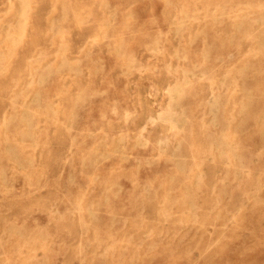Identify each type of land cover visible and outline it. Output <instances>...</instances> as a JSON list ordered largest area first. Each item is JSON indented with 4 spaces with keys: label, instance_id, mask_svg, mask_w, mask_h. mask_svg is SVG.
I'll list each match as a JSON object with an SVG mask.
<instances>
[{
    "label": "rangeland",
    "instance_id": "obj_1",
    "mask_svg": "<svg viewBox=\"0 0 264 264\" xmlns=\"http://www.w3.org/2000/svg\"><path fill=\"white\" fill-rule=\"evenodd\" d=\"M0 264H264V0H0Z\"/></svg>",
    "mask_w": 264,
    "mask_h": 264
}]
</instances>
